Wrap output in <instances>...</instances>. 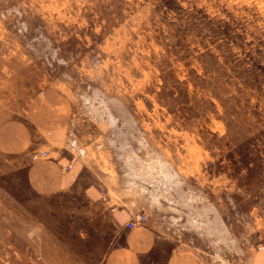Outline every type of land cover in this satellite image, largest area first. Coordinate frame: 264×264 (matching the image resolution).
Returning a JSON list of instances; mask_svg holds the SVG:
<instances>
[{
  "label": "rangeland",
  "instance_id": "obj_1",
  "mask_svg": "<svg viewBox=\"0 0 264 264\" xmlns=\"http://www.w3.org/2000/svg\"><path fill=\"white\" fill-rule=\"evenodd\" d=\"M263 8L0 0V94L14 108L61 95L60 155L80 168L40 195L28 162L0 151V264H104L107 190L149 216L151 264H264Z\"/></svg>",
  "mask_w": 264,
  "mask_h": 264
},
{
  "label": "crops",
  "instance_id": "obj_2",
  "mask_svg": "<svg viewBox=\"0 0 264 264\" xmlns=\"http://www.w3.org/2000/svg\"><path fill=\"white\" fill-rule=\"evenodd\" d=\"M0 102L4 115L5 109L11 115L0 121V151L28 162L26 174L30 187L40 195L50 196L73 186L80 168L76 169L68 155H60L59 148L70 121V110L67 103L63 104L62 96L40 91L31 95L23 108H14L13 98H4L1 94ZM49 147L57 148L59 156L32 158L34 152ZM67 165L73 167L67 171ZM100 198L107 203L115 229V240L105 255L104 264H151L158 234L149 216L145 222L129 228L132 218L145 212L128 209L109 190Z\"/></svg>",
  "mask_w": 264,
  "mask_h": 264
},
{
  "label": "built area",
  "instance_id": "obj_3",
  "mask_svg": "<svg viewBox=\"0 0 264 264\" xmlns=\"http://www.w3.org/2000/svg\"><path fill=\"white\" fill-rule=\"evenodd\" d=\"M50 157V154L48 151H42V152H39V151H36L32 154V158L34 160L36 159H40V158H48ZM71 169V165H67L65 166V170H70ZM147 215L145 213H139V214H136L132 220L128 223V227L129 228H134L136 225L140 224V223H143L147 220Z\"/></svg>",
  "mask_w": 264,
  "mask_h": 264
},
{
  "label": "bare ground",
  "instance_id": "obj_4",
  "mask_svg": "<svg viewBox=\"0 0 264 264\" xmlns=\"http://www.w3.org/2000/svg\"><path fill=\"white\" fill-rule=\"evenodd\" d=\"M250 1V0H249ZM264 9V8H263Z\"/></svg>",
  "mask_w": 264,
  "mask_h": 264
}]
</instances>
